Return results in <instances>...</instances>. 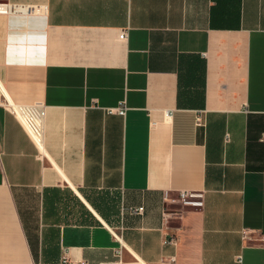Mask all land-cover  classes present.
Returning a JSON list of instances; mask_svg holds the SVG:
<instances>
[{"label": "crops", "instance_id": "crops-1", "mask_svg": "<svg viewBox=\"0 0 264 264\" xmlns=\"http://www.w3.org/2000/svg\"><path fill=\"white\" fill-rule=\"evenodd\" d=\"M9 6L0 264H264V0Z\"/></svg>", "mask_w": 264, "mask_h": 264}, {"label": "built area", "instance_id": "built-area-1", "mask_svg": "<svg viewBox=\"0 0 264 264\" xmlns=\"http://www.w3.org/2000/svg\"><path fill=\"white\" fill-rule=\"evenodd\" d=\"M2 12H19V9L13 7H0ZM126 30H121L118 33V40H125ZM13 114L16 116L17 121L20 126L27 134V136L34 142H37L40 135V128L38 124L37 114L31 111L29 108H17L12 110ZM113 112L118 116L124 115V106L120 103ZM199 124L198 119H196V125ZM259 142H264V134L260 136ZM163 202L165 205H168L170 210L174 208H200L202 206L201 195L193 192L179 191L174 196L170 197L167 194L163 195ZM130 212L134 215L141 214L142 208L138 207L131 209ZM243 235V234H242ZM245 235V232H244ZM243 235V236H244ZM256 243L264 247V235H260L255 239ZM239 262V261H238ZM168 264H173L172 258L169 259Z\"/></svg>", "mask_w": 264, "mask_h": 264}]
</instances>
